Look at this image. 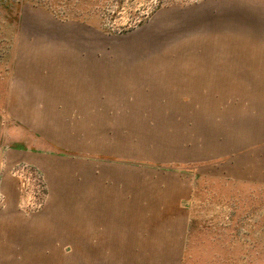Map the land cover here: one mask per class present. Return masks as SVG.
<instances>
[{
  "label": "rangeland",
  "instance_id": "rangeland-1",
  "mask_svg": "<svg viewBox=\"0 0 264 264\" xmlns=\"http://www.w3.org/2000/svg\"><path fill=\"white\" fill-rule=\"evenodd\" d=\"M0 264H264V0H0Z\"/></svg>",
  "mask_w": 264,
  "mask_h": 264
}]
</instances>
